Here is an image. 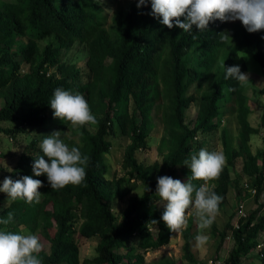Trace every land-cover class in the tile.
Wrapping results in <instances>:
<instances>
[{"label":"trees","instance_id":"16d2710c","mask_svg":"<svg viewBox=\"0 0 264 264\" xmlns=\"http://www.w3.org/2000/svg\"><path fill=\"white\" fill-rule=\"evenodd\" d=\"M151 11L150 0L139 8L131 6L123 18H115L114 26L106 29V21L95 0H16L12 4H0V91L12 90L5 106L0 108V130L9 136L21 132L22 129L10 132L1 128L2 123L15 120L38 128L44 119L40 114L51 109L50 100L58 88L82 94L91 112L100 114L96 117L95 132L85 130L81 135L79 150L82 156L89 157L82 184L53 191L46 175L36 177L24 170L28 163L26 156L19 160L16 173L21 179L27 175L42 182L41 200L39 204H27L19 199L9 203L0 212V219H6L12 212L13 221L7 226L0 225V229L6 227L18 234L28 230L34 234L41 228L40 234L50 245L48 254H38L41 264H80L79 248L73 239L70 222L74 218L73 212L82 221L78 232L82 238L99 237L97 256L89 264H144L146 253L167 246L174 236L161 219L164 207H158L157 180L165 175L174 179L179 172L185 179L189 178L191 173L185 161H190L191 155L197 152L191 150L192 140L198 132L216 129L211 120L218 115L217 104L225 95L230 105H237L242 140L248 141L250 135L257 134V129L247 121L249 110L242 86L225 76L228 67L239 66L242 73L246 71L245 62L239 56V52L246 49L264 77V30L249 33L241 24L239 40L226 55L222 78L214 91L200 101L197 125L190 129L184 123V113L195 97L186 95L190 85L185 69L186 53L197 50L210 55L225 47L227 42H222L220 34L224 33L227 22L215 20L203 31L193 26L192 31L184 33L178 27L169 29L162 25ZM49 36L58 39L61 47L75 43L88 47L86 82L76 81L77 73L73 67L60 62L59 50L53 44L40 50L38 42ZM20 39L26 41L10 50L11 44ZM109 59L112 60V79L106 80L103 73ZM22 64L30 68L24 77L20 75ZM49 69L56 70V74L47 75ZM193 77L198 78L199 73L195 72ZM225 87L235 91L225 94ZM167 96L170 97L171 112L165 117L164 125L172 137L173 148L154 179L155 165L138 162L136 153L147 148L155 103ZM23 108L30 112L22 115ZM260 126L264 129V111ZM115 129L128 141L121 163L126 172L122 177L109 178L105 155L111 146L108 137ZM41 155L40 148L37 155L31 156L30 165L33 166ZM246 168L258 198L264 190V133L261 168H257L251 155H248ZM228 181V171L223 167L215 179L213 191L219 196L224 194ZM139 185L143 187L141 196L129 198L118 221L111 210V202L123 200ZM153 220L157 224H151ZM51 226H54L53 232ZM263 232L264 214L257 217V211H253L240 218L238 228H232L236 247L223 264H244L242 257L261 245L258 237ZM184 237V251L191 259L189 232L184 233ZM261 258L264 263V254Z\"/></svg>","mask_w":264,"mask_h":264},{"label":"rangeland","instance_id":"374dc122","mask_svg":"<svg viewBox=\"0 0 264 264\" xmlns=\"http://www.w3.org/2000/svg\"><path fill=\"white\" fill-rule=\"evenodd\" d=\"M16 0H0V4L14 3ZM100 8V14L105 19V28L113 27L115 18H123L126 11L131 6L137 5V0H95ZM184 22L183 17L180 18ZM241 22L228 21L224 33H227L230 40L227 41L225 47L216 49L212 54H204L197 50H191L186 53V74L190 77V85L186 90V95H194L195 101L192 102L184 113V123L188 128L192 129L197 125V117L200 111V101L209 96L216 88V85L222 78L226 61V55L231 47L239 40V30ZM180 29V28H179ZM183 32V29H180ZM26 39H20L18 42L11 44L10 50H15L17 46L25 42ZM48 44H53L59 51L57 57L61 63L73 67L77 73V82H86V74L89 72L87 66L88 47L84 44H73L70 47H61L58 39L49 36L38 42L40 50L43 51ZM239 56L243 58L249 82L242 86V93L246 98V107L249 110L247 121L252 128L257 129V134L249 136L248 141L242 140L240 136V125L237 119V105H230L228 97L221 99L218 106V115L211 121L216 129L210 132H198L196 139L192 140L191 150H196V154L200 149L207 151H218L226 157L223 167L228 171V187L224 194L220 195L223 199L219 205V213L214 223L204 234L208 235L209 240L203 247H196L195 237L199 233L196 218L187 216V224L170 239L167 246L161 247L156 251L148 252L144 255V264H209V262H221L223 264L228 255L236 247L232 238V228L239 223L237 209L239 205H243L245 215L253 211H257V217L264 214V190L258 198L255 197V190L252 186V178L248 174L246 163L248 155L254 157L257 168L260 169L263 162V133L264 129L260 126V118L264 111V77L261 73L259 65L253 59L252 54L244 49L239 52ZM160 66V62L158 63ZM29 66L21 65L20 75L22 77L29 74ZM56 70H47V75L56 74ZM112 60L107 61V67L103 75L106 80L112 79ZM198 72L199 77H193ZM107 88V87H106ZM12 90L0 91V108L5 106L6 98L11 94ZM223 92L228 94L227 88H223ZM132 104V103H131ZM170 97L159 98L155 103L152 113V120L149 126V136L147 139V148L136 153L138 162L148 166L155 165L156 169L152 173L155 179L163 163L172 151L173 143L171 135L164 125L165 117L171 112ZM130 110L132 106L130 105ZM30 112L28 108L21 110L22 115ZM95 117H99L97 111L91 112ZM138 117V116H137ZM40 118H44L38 128H30L22 125L20 120L2 123L1 128L13 132L14 129H22L13 136L0 130V186H2L5 178L13 181L21 179L18 176L19 160L22 156L28 158V163L24 165L31 175H34L31 163V156L39 153L40 145L44 137L51 135L53 132L60 131L61 139L69 145V147L81 148V135L86 130L95 132L96 125H86L78 130L68 129L67 125L59 119L53 118L52 109L42 111ZM110 151L105 155V163L107 165V177H122L125 170L122 167V157L125 147L128 144L127 139L114 130V134L109 135ZM248 163H251L249 161ZM174 179H179L183 183H187L181 172ZM214 185L215 180L212 181ZM143 187L141 185L129 196L123 200H113L111 202V210L120 221V215L126 207L128 200L132 196L140 197ZM251 193V194H250ZM255 194V195H254ZM254 195V196H253ZM7 194L0 193V212L7 207ZM159 208L164 205L159 203ZM74 218L71 220L73 239L79 248L80 264H89L97 256V245L99 237L82 238L79 235V227L82 221L78 218V214L73 212ZM256 221H254L255 223ZM40 224L42 222L40 221ZM53 224V223H52ZM45 225V223H44ZM50 225V224H49ZM53 227V228H52ZM41 228L34 233L39 237L42 245L41 252L48 254L50 252L49 242L40 234ZM54 231V226L50 229ZM189 232L190 253L192 258H188V254L184 251L185 237L184 233ZM23 234L30 233L28 230L22 231ZM222 234L225 238L222 239ZM261 244L256 249L250 251L246 256L242 257L244 264H264L262 263L261 254H264V232L258 237Z\"/></svg>","mask_w":264,"mask_h":264},{"label":"clouds","instance_id":"9594fccd","mask_svg":"<svg viewBox=\"0 0 264 264\" xmlns=\"http://www.w3.org/2000/svg\"><path fill=\"white\" fill-rule=\"evenodd\" d=\"M148 2L137 0V7ZM150 4L151 15L162 25L169 29L178 27L184 33L192 31L193 26L203 31L215 20H239L249 33L264 30V0H150ZM220 37L222 42L230 40L227 33H221ZM228 78L235 79L241 86L249 82L248 75L242 73L239 66L226 69L225 79ZM227 91L235 89L228 88ZM50 107L53 118L65 123L68 129L78 130L97 124L82 94L58 88L50 100ZM40 148L43 155L35 159L33 173L36 177L46 175L51 190L59 191L68 185L78 186L84 182L89 157L82 156L78 147H69L61 139L60 131L44 137ZM225 162L223 153L202 148L198 154L191 155L190 161H185L191 173L187 183L166 175L157 180L156 196L164 205L161 219L165 226L170 232L177 233L187 224V216H194L199 229L195 237L198 248L207 244L209 237L204 233L219 213L223 198L213 191L215 185L212 181L219 177ZM193 181L202 183L197 185ZM42 186L40 180L27 175L15 181L5 178L0 193L7 194L8 204L18 199L27 204H39L42 196L39 189ZM13 218L14 214L9 212L6 219H0V225H9ZM151 224H157V221L153 220ZM41 250L37 235L14 233L6 227L0 229V264H41L38 258Z\"/></svg>","mask_w":264,"mask_h":264},{"label":"built area","instance_id":"2783aa9c","mask_svg":"<svg viewBox=\"0 0 264 264\" xmlns=\"http://www.w3.org/2000/svg\"><path fill=\"white\" fill-rule=\"evenodd\" d=\"M237 214H238V216H239V219H240V218H245V217H246V215H245V213H244V211H243V205H239V206H238ZM235 228H238V223L235 225ZM220 263H221V262H215V263H213V262H209V264H220Z\"/></svg>","mask_w":264,"mask_h":264}]
</instances>
